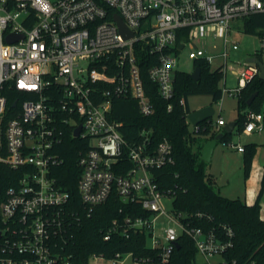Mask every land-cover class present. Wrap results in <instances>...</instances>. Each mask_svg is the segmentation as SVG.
Here are the masks:
<instances>
[{
  "label": "built area",
  "instance_id": "2783aa9c",
  "mask_svg": "<svg viewBox=\"0 0 264 264\" xmlns=\"http://www.w3.org/2000/svg\"><path fill=\"white\" fill-rule=\"evenodd\" d=\"M255 13L264 15V0H0V165L15 177L0 201V264H75L65 252L74 226L114 194L144 211L114 218L104 234L110 240L145 233L146 252L127 253L133 264H169L182 236L196 249L190 264H246L224 254L233 246L232 227L219 232L193 224L174 209L171 191L160 187L154 171L174 163L171 142L154 144L145 128L130 142L110 114L117 97L136 100L144 116L154 112L141 75L142 56L154 59L150 78L164 99H172L177 54L187 45L194 69L196 60L211 66L222 57L223 93L238 95L260 68L247 59L238 84L226 86L231 52L239 48L232 25ZM116 14L132 34H123ZM210 37L223 38L221 52L214 53L218 45L209 44ZM82 58L90 60L86 69L76 65ZM13 91L31 96L9 101ZM245 113L244 133L264 128L263 112ZM215 124L221 128L226 122L220 116ZM67 128L89 140L77 160L80 209L60 181ZM232 146L245 150L243 144ZM165 199H171L170 209Z\"/></svg>",
  "mask_w": 264,
  "mask_h": 264
},
{
  "label": "trees",
  "instance_id": "16d2710c",
  "mask_svg": "<svg viewBox=\"0 0 264 264\" xmlns=\"http://www.w3.org/2000/svg\"><path fill=\"white\" fill-rule=\"evenodd\" d=\"M244 31L257 34L264 39V15L255 13L246 17ZM184 32L185 30L181 29L179 36ZM253 56L262 60L260 50H257ZM149 59L142 56L140 66L144 86L153 103L154 112L144 116L140 113L136 100L117 97L112 101L111 118L122 124L119 129L130 142L137 140L140 131L144 128L151 131L150 137L154 144L167 138L173 146L174 163L155 170L154 173L160 187L170 190L173 194L174 209L183 212L188 221L201 226L204 230L215 229L222 232L225 225L232 227L233 246L224 253L225 256L229 260H237L238 263L264 264V219L260 213L264 175L260 192L253 204H247L239 197L224 196L219 190L216 177L207 170L208 162L201 159L203 145L224 131V128H217L212 117L199 123L198 128L193 130L187 123V114L192 111L188 105L189 96L208 94L211 95L213 102L222 98L223 88L219 85L223 79L222 67L212 69L208 62L196 60L195 65L201 69L198 79L193 78L192 72L177 69L174 80L175 94L172 99L166 100L160 95L158 84L150 78L148 68L153 58ZM255 92L257 94L249 104L248 99ZM29 96L31 95L13 91L8 94V99L9 101L17 99L21 102ZM182 98L185 99V105L181 104ZM237 98L236 126L231 133L226 132L220 140H230L233 133H243L247 121L246 110L264 114L262 109L264 78L255 75L241 88ZM169 103L172 104L171 110L168 109ZM61 147L65 162L61 168L60 181L72 191L73 198L77 202L76 208L80 209L77 184L81 170L77 160L80 149L89 147V140L73 136L72 129L67 128ZM244 148V176L248 177L256 152V143L248 142L244 144ZM14 181V171L0 165V201L7 186ZM143 213V209L138 204L126 203L114 194L105 203L95 206L89 216L84 215L81 223L74 226L65 252L75 264H86L94 254L112 258L118 252L145 253L148 249L145 233L133 234L128 239L112 235L110 240H104V234L114 218L121 219L125 215ZM199 213L201 215H198ZM179 241V247L174 251L169 264H190L196 255L194 244L185 236Z\"/></svg>",
  "mask_w": 264,
  "mask_h": 264
},
{
  "label": "rangeland",
  "instance_id": "374dc122",
  "mask_svg": "<svg viewBox=\"0 0 264 264\" xmlns=\"http://www.w3.org/2000/svg\"><path fill=\"white\" fill-rule=\"evenodd\" d=\"M245 19H239L233 22V29L231 38L238 42L239 48L236 51H232L228 62V68L226 69V86L233 87L238 84V71L244 66V63L254 55L257 50H260L262 54V61L264 62V47H262V39L257 34H251L244 31ZM209 44L216 43L218 48L214 50V53H219L223 49V38L222 37H210L208 39ZM189 45L178 51V63L177 68L179 70L192 72L194 69V61L189 57ZM90 60L88 58H82L76 61V65L86 69ZM224 62L222 57H216L211 64L212 69H215L222 65ZM219 85L224 88L225 83L222 79ZM188 105L191 110L198 109L204 106L212 105L215 112L212 116L213 123L217 122L219 116H222L226 123L235 121L238 116V98L237 95L224 92L222 98L219 101L213 102L211 95L208 94H197L188 97ZM264 111V102L262 104ZM193 130V125H190ZM224 128V126H223ZM258 136L255 133V138ZM248 136L246 133L231 135L230 140H218L212 159L207 164V170L213 172L220 178V171L223 165V153L229 151L231 154L232 165L234 169L231 170L232 186L237 182V179L242 170L235 164L240 162L242 156L237 154L235 147L232 145L243 144L248 142ZM204 146V145H203ZM203 149V148H202ZM220 170V171H219ZM221 183V182H220ZM166 208H171V199H165ZM218 257H216L217 259ZM88 264H133L132 257L125 253L120 257L118 263H115L112 258L105 257H90Z\"/></svg>",
  "mask_w": 264,
  "mask_h": 264
},
{
  "label": "crops",
  "instance_id": "0c3cea01",
  "mask_svg": "<svg viewBox=\"0 0 264 264\" xmlns=\"http://www.w3.org/2000/svg\"><path fill=\"white\" fill-rule=\"evenodd\" d=\"M220 117V116H219ZM222 117V116H221ZM227 124V123H226ZM225 124V125H226ZM223 125V126H225ZM223 126L221 128H223ZM257 132L258 136L255 138V133ZM248 136V142L256 143V152L253 156L251 170L248 177L244 176V152L239 151L236 147L237 154L242 156L240 162L236 163L235 165L238 166L242 172L237 179V182L234 186H232L231 180V170L234 169V164L232 165V157L229 151L223 153V165L220 171V178L211 172L217 179V184L219 187L220 192L227 197L231 198H241L245 200L247 204H253L260 192L262 178L264 175V128L261 131H254L252 133H246ZM246 142V143H248ZM246 143H243L246 144ZM213 156V155H212ZM221 182V183H220ZM261 203V217L264 219V193L260 200Z\"/></svg>",
  "mask_w": 264,
  "mask_h": 264
},
{
  "label": "water",
  "instance_id": "95a60500",
  "mask_svg": "<svg viewBox=\"0 0 264 264\" xmlns=\"http://www.w3.org/2000/svg\"><path fill=\"white\" fill-rule=\"evenodd\" d=\"M115 19L119 25L120 30L123 32V34L125 36H129L130 34H132L128 31V29L125 25V22H124L123 18L121 17V15L116 14ZM8 40H12V38L8 37ZM185 40L186 39L183 38V41H185ZM179 47L180 48L183 47L182 42L179 44ZM248 60L251 62L257 63V65L260 68L259 76L261 78H264V62L262 60L258 59L256 56H252ZM191 74H192L194 79H198L200 77V74H201V69L199 67H196ZM256 94L257 93L255 92L250 96V98L248 99L249 104L252 102V100L254 99ZM15 104H16V102L13 103V105H15ZM214 112H215V110H214L213 106L208 105V106H204V107L192 110L188 114V118L193 125H198L199 123L210 119L213 116ZM235 126H236L235 121L229 122L224 126V131L220 132L215 137L209 139L203 146V149L201 152V159L206 161V162H209L212 159V155H213V152H214V149H215V146H216L218 140H220L226 132L231 133L234 130ZM80 131H81V125H79L75 129L74 135L79 136ZM177 246L179 247V244Z\"/></svg>",
  "mask_w": 264,
  "mask_h": 264
}]
</instances>
